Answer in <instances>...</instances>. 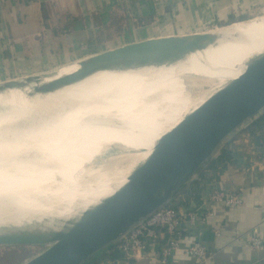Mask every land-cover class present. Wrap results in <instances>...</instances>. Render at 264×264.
<instances>
[{
  "label": "crops",
  "instance_id": "crops-1",
  "mask_svg": "<svg viewBox=\"0 0 264 264\" xmlns=\"http://www.w3.org/2000/svg\"><path fill=\"white\" fill-rule=\"evenodd\" d=\"M261 9L264 0H0V82L39 78L130 43L202 33ZM236 188L243 190L240 206L206 203L210 191ZM168 205L184 216L204 208L213 213L204 223L181 220L180 248L167 264H264V108L223 142ZM252 235L261 239L258 250L248 246ZM165 239L157 229L140 254L123 253L116 242L85 264H158L157 247ZM191 241L210 257L199 262L185 254Z\"/></svg>",
  "mask_w": 264,
  "mask_h": 264
},
{
  "label": "bare ground",
  "instance_id": "bare-ground-1",
  "mask_svg": "<svg viewBox=\"0 0 264 264\" xmlns=\"http://www.w3.org/2000/svg\"><path fill=\"white\" fill-rule=\"evenodd\" d=\"M212 33L213 39L163 52L162 57L169 65L99 73L93 76L92 84L78 81L39 93L42 101L28 107L35 112L34 115L23 117V108L0 107V225L6 217L17 224L65 218L88 206L85 204L63 216L55 212L49 215L43 210L42 217L37 219V211L25 213L18 207L17 203L33 190L27 183L32 181L36 170H33V164L40 156L41 149L46 151L48 148L43 145L53 137L48 133L54 121L60 125L56 132L57 139L66 146L67 143L78 145V155H72L77 156L80 164L91 165V171L81 170L80 176L87 179L94 200L136 172L162 144L160 136L163 133L186 114L203 107L200 101L204 90L200 84L205 82L204 73L210 67L224 65L230 50L239 42V38L229 31ZM30 86L33 85L26 88ZM27 99L28 96L22 91L4 94L0 95V105H14ZM11 136L15 137L9 140L11 142L5 140ZM109 173L113 177L108 176V180L103 181L101 178ZM39 184L41 186L42 183ZM77 201L81 203L80 199ZM32 205L36 206L37 202ZM42 209L46 207L42 206Z\"/></svg>",
  "mask_w": 264,
  "mask_h": 264
},
{
  "label": "water",
  "instance_id": "water-1",
  "mask_svg": "<svg viewBox=\"0 0 264 264\" xmlns=\"http://www.w3.org/2000/svg\"><path fill=\"white\" fill-rule=\"evenodd\" d=\"M214 38L212 31L130 43L35 80L26 96L63 87L99 73H119L170 63L162 53ZM264 108V50L247 70L228 80L160 137L162 144L122 184L73 215L26 224L0 225V246L38 247L22 264H85L170 202L176 192L246 120Z\"/></svg>",
  "mask_w": 264,
  "mask_h": 264
},
{
  "label": "rangeland",
  "instance_id": "rangeland-1",
  "mask_svg": "<svg viewBox=\"0 0 264 264\" xmlns=\"http://www.w3.org/2000/svg\"><path fill=\"white\" fill-rule=\"evenodd\" d=\"M207 31H213V32L229 31L230 33L235 34L237 36V38H239V40H238L239 42L236 43L232 47V49L230 50V52L228 54V58L226 59L224 65L216 66V67H210L204 73L203 78H205V82H204V84H200L204 90V96H203L202 100L200 101V105L206 98L210 97L212 95V93H214L216 90H218L228 80L236 77L242 70L246 69L248 66V61L250 60V58H252L256 54H258L259 52L264 50V10H262V9L257 10L255 13H253L251 15H245L243 18H239L235 22H231V23L224 25L222 27L218 26L215 28H208ZM115 41L112 42L111 44H115ZM125 41L126 40H120L119 43H122ZM74 69H76L75 64H73L67 68H64L60 71L68 72V71H72ZM93 80H94V77L91 76V77H88V78L83 79L81 81H83L85 83L92 84ZM34 82H35V80L32 78H18V79H13V80L6 81V82H0V95L14 94L16 92H21V91L25 92L27 95L28 91H27L26 87L28 85H33ZM106 83H112V82H106ZM28 98L29 99H27V100L17 101L14 105H0V107L17 108V109L23 108V112H21V115L23 117L29 116V115H34L35 112L33 110L28 109V107L33 105L34 103L36 104V103L41 102L43 98H42V96H39V94H36L35 96L34 95L28 96ZM144 105H147V104H144ZM186 115H188V114H186ZM52 124L51 125L53 128L52 127L50 128L48 134H51V136H53V137H50L49 141H47V144L43 145V146H45V148H47V146H48V148L45 151V149L42 147L44 149V152H43V149H41L40 156L38 155L39 157L36 158V160L33 164V166H35V167H33V170L34 169H36V170H34V176L32 177V181L30 180L29 183H27V186L32 187L33 190L31 191V193L29 195L23 197L22 200H20L17 203L19 209L21 211H24L25 213H27L31 210L37 211L38 215L35 217L36 219L42 217L41 212L43 210L47 211V213L49 215L53 214L55 212L59 216H63L67 213H70L73 210L80 209L85 204H90L94 201V196L91 194V192L89 191V187L87 186V181H86L87 179H84L80 176L81 170L82 171H88V172H89V170L91 171V165H89V164L88 165H84V164L82 165L77 161V156H75V155H78V151H79L78 145L74 146L73 143L72 144L67 143V146H66L65 144H63L64 142L59 141V139H57L58 137H56V136L58 133L57 131H59L58 129H60V125H58V122L56 123V121H54ZM62 128L63 127H61V129ZM54 135H55V137H54ZM12 138L14 139L15 137H13V136H11L9 138L6 137L5 140L9 141ZM56 141H57V143H55ZM9 142H11V141H9ZM65 146H66V148H65ZM51 147H52V149H49ZM47 151H49V152H47ZM45 152H46V154H45ZM51 152H53V153H51ZM0 153H1V151H0ZM73 153L75 155H72ZM57 154H58V159H57ZM59 154H61L60 157H59ZM3 155H5V153H3ZM48 155H49V157H48ZM50 156H52V157H50ZM55 156H56V158H55ZM66 156H68V157H66ZM60 158H62V159H60ZM44 159H45V162H44ZM53 159H55V160H53ZM38 161H40V162H38ZM54 164H55V166H54ZM79 167H81L80 170L78 169ZM42 168L46 171H44ZM41 169H42V171H41ZM69 169H71V170H69ZM64 171L66 172L65 174H69V173L70 174L65 175ZM76 173H78V174H76ZM41 174H43V175H41ZM56 175H58V177ZM42 176H44V177H42ZM69 176H70V178H68ZM108 176L109 177L111 176L110 178H112L113 174L109 173L107 175H104V177H102L101 179L103 181H106L109 178ZM71 178H73V179H71ZM74 179H77L80 182H78L77 180H74ZM43 182L45 185L43 184ZM39 183H42L41 186ZM82 183H83V185H82ZM72 184H73V186H76V187H73V186L71 187ZM77 186H78V188H77ZM39 190H40V192H39ZM77 199H80L81 203H79L77 201ZM33 202H37V205L33 206L32 205ZM77 204H79V205H77ZM42 206H45L46 209H42ZM6 218H3L5 220H3L4 222L1 225L17 224L11 218H7V219ZM35 218H32V219H35ZM30 223H32V222H30ZM22 224H26V222H24ZM40 250H41V248H38V247L0 246V264H22L23 262L28 260L31 256H33L34 254H36Z\"/></svg>",
  "mask_w": 264,
  "mask_h": 264
},
{
  "label": "built area",
  "instance_id": "built-area-1",
  "mask_svg": "<svg viewBox=\"0 0 264 264\" xmlns=\"http://www.w3.org/2000/svg\"><path fill=\"white\" fill-rule=\"evenodd\" d=\"M242 188L212 190L207 195L206 203L222 204L226 207H237L243 202ZM210 208L189 211L184 216L171 205L159 208L148 218L140 222L129 231L124 237L117 241L118 248L123 253H142L145 250V243L156 237V230L163 229L166 239L158 245V254L156 260L158 264H167L169 255L180 248V242L183 238V229L179 224L183 218H187L190 224L195 221L204 223L212 216ZM218 235V233H215ZM248 246L253 250H258L262 246L261 239L257 235H252L248 239ZM184 253L194 257L197 261H205L210 257L207 249L194 241H191L185 248Z\"/></svg>",
  "mask_w": 264,
  "mask_h": 264
}]
</instances>
